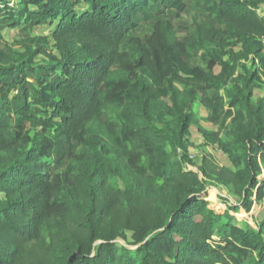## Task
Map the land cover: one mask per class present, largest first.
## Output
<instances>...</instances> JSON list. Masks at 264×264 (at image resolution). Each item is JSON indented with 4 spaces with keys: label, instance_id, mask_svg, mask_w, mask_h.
Masks as SVG:
<instances>
[{
    "label": "trees",
    "instance_id": "obj_1",
    "mask_svg": "<svg viewBox=\"0 0 264 264\" xmlns=\"http://www.w3.org/2000/svg\"><path fill=\"white\" fill-rule=\"evenodd\" d=\"M261 4L201 0L179 37L184 0H0V264H264V219L230 213L264 196ZM22 21L55 25L4 39ZM195 101L232 167H186Z\"/></svg>",
    "mask_w": 264,
    "mask_h": 264
},
{
    "label": "rangeland",
    "instance_id": "obj_2",
    "mask_svg": "<svg viewBox=\"0 0 264 264\" xmlns=\"http://www.w3.org/2000/svg\"><path fill=\"white\" fill-rule=\"evenodd\" d=\"M12 1V0H11ZM14 1V0H13ZM186 2V8L180 14H176L175 11L168 12L167 16L172 20L177 35L179 37H183L188 33L192 26L204 18L201 0H184ZM259 11L264 14V4H261L259 7ZM4 19V18H3ZM153 17L150 19H139V24L135 30L136 34L142 35L151 31L152 23L154 22ZM6 21H4V24ZM55 25V21L46 24H32L21 22L17 26H4L1 29V33L9 42L14 40L21 39L27 35H49L51 33L52 28ZM50 43H52V39L49 37ZM238 48V47H237ZM18 50L22 48L17 46ZM41 58V56H38ZM216 71L219 70L217 66ZM264 93V84L256 86L254 88L253 98L262 96ZM191 111L194 114V121L189 126V135H188V153L192 159V165H186L187 168H192L194 170H198V167L201 165L203 157L208 153H212L215 160L220 165L230 166L232 167L228 157L216 146V145H208L204 146L202 144V135L199 131V127H204L207 129H217V125L213 124L210 121H207L206 117L208 115L207 109L201 105L198 101L193 103ZM264 175V171L259 175L262 177ZM210 185L206 191V198L210 201L212 206L221 207L223 209L230 208V204L237 202L238 197L233 193H230L228 189L214 180H210ZM0 197H3L1 194ZM230 213L234 215L233 222L246 227L248 225L257 227L258 223L264 219V196L262 198H256V195H252V203L248 209L244 207H240L238 209H231ZM132 231L127 230V240H131ZM213 239H218V235L215 234ZM127 240L117 238L116 241L120 243H126ZM135 247V246H134Z\"/></svg>",
    "mask_w": 264,
    "mask_h": 264
},
{
    "label": "built area",
    "instance_id": "obj_3",
    "mask_svg": "<svg viewBox=\"0 0 264 264\" xmlns=\"http://www.w3.org/2000/svg\"><path fill=\"white\" fill-rule=\"evenodd\" d=\"M263 45H264V39H263Z\"/></svg>",
    "mask_w": 264,
    "mask_h": 264
}]
</instances>
